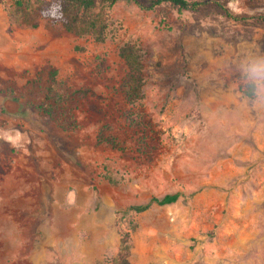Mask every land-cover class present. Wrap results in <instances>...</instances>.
<instances>
[{
  "label": "rangeland",
  "instance_id": "374dc122",
  "mask_svg": "<svg viewBox=\"0 0 264 264\" xmlns=\"http://www.w3.org/2000/svg\"><path fill=\"white\" fill-rule=\"evenodd\" d=\"M43 1L21 0L26 11L0 0V264H118L124 233L132 264L253 258L246 247L206 248L200 238L174 231L166 207L141 214L130 207L176 191L186 207L192 197L178 164L194 155L192 145L199 148L205 120L176 103L198 102L230 85L245 94L252 84L247 111L221 139L240 142L254 156L261 150L264 74L249 69L264 62V0H188L201 4L196 11L119 0L109 15L125 35L104 43L53 29L36 12ZM126 39L137 40L143 52L145 98L134 108L119 91L127 66L118 48ZM7 99L20 103V117L3 113ZM42 103L49 116L37 110ZM129 111L142 114L147 127H129L123 117ZM16 129L20 141L13 142L8 135ZM106 137L118 147L97 143ZM210 249L217 255L209 256ZM261 255L264 264V249Z\"/></svg>",
  "mask_w": 264,
  "mask_h": 264
},
{
  "label": "crops",
  "instance_id": "0c3cea01",
  "mask_svg": "<svg viewBox=\"0 0 264 264\" xmlns=\"http://www.w3.org/2000/svg\"><path fill=\"white\" fill-rule=\"evenodd\" d=\"M2 27L0 26V31ZM215 64V66L219 65L217 62ZM249 100L251 97L246 94H234L230 85L228 92L217 89L213 94L202 95L198 102L184 100L181 101L183 104L176 103L177 108L187 107L190 111L195 109L198 117L205 120L202 124V133L205 136L200 137L201 142L199 141L197 146L199 148H196L195 143L192 145L195 150L194 155L178 164L183 179L192 182L190 186L184 185L185 180L182 182L186 192L192 196L187 206L182 205L183 197L176 191L179 194L178 200L174 204L160 207H166V211L174 217L170 223L174 231L180 230L183 235L200 238L202 247H246L248 248L246 252L252 251L254 256L242 264H262L264 145L254 156L250 149L246 146L242 147L240 142L235 146H228L225 140L221 139V136L226 137L227 134L232 133V120L240 117L241 112L247 111ZM175 106L172 108L174 109ZM3 113L9 116L5 110ZM19 113L20 111L17 114ZM11 122L19 124L20 128V118H15V121ZM8 136L13 142L20 141V129H16L14 134ZM251 164H255L256 170L250 168ZM189 166L194 167L192 171L185 170ZM168 194L165 193L161 197ZM208 231H216L217 237L206 239V235L202 233ZM237 252L238 249H234V253ZM141 253L144 261H149L147 252L141 250ZM208 255L214 257L217 252L210 249ZM130 256L129 262L132 264Z\"/></svg>",
  "mask_w": 264,
  "mask_h": 264
},
{
  "label": "trees",
  "instance_id": "16d2710c",
  "mask_svg": "<svg viewBox=\"0 0 264 264\" xmlns=\"http://www.w3.org/2000/svg\"><path fill=\"white\" fill-rule=\"evenodd\" d=\"M119 0H46L40 2L36 8L37 14L47 21L53 29H62L67 33L78 37L89 36L95 42L104 43L108 37L120 39L124 37V30L120 23L110 19L109 11ZM144 9L152 10L162 4H169L178 11H187L196 9L201 6L197 2L188 0H144L145 4H141L140 0H132ZM17 8L24 7L27 11V5L22 4L21 0H14ZM34 26V25H32ZM119 57L127 66V73L123 78L119 91L121 92L125 102L129 107L134 108L141 105L145 96L143 87L145 86V78L143 75V52L137 40L126 39L120 43L118 48ZM56 75L55 70L48 72V78L53 79ZM253 85L250 84L248 92L245 94L249 97L253 96ZM49 100L46 95L45 100ZM38 111L44 112L46 115L51 114L49 108L44 107V103L37 106ZM123 117L131 128H145L147 124L142 119V114L124 112ZM97 143H105L113 148L118 147L113 138H100ZM179 194H168L161 198L153 197L146 204L131 206L130 210L136 214L148 210L152 205L166 206L174 204L178 200ZM124 233V232H123ZM120 243V253L118 264H130V238L127 233L122 235Z\"/></svg>",
  "mask_w": 264,
  "mask_h": 264
},
{
  "label": "water",
  "instance_id": "95a60500",
  "mask_svg": "<svg viewBox=\"0 0 264 264\" xmlns=\"http://www.w3.org/2000/svg\"><path fill=\"white\" fill-rule=\"evenodd\" d=\"M3 108L7 114L15 115L20 111L21 105L12 99H8L3 103Z\"/></svg>",
  "mask_w": 264,
  "mask_h": 264
},
{
  "label": "clouds",
  "instance_id": "9594fccd",
  "mask_svg": "<svg viewBox=\"0 0 264 264\" xmlns=\"http://www.w3.org/2000/svg\"><path fill=\"white\" fill-rule=\"evenodd\" d=\"M249 71L255 75L264 74V62L251 65ZM262 103H264V101H262Z\"/></svg>",
  "mask_w": 264,
  "mask_h": 264
}]
</instances>
